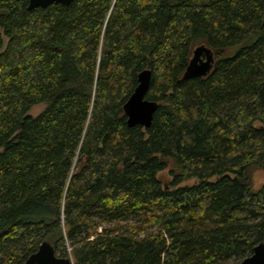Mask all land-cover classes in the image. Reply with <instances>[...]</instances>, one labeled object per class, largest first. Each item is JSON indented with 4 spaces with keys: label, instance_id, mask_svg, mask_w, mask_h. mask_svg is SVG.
Returning <instances> with one entry per match:
<instances>
[{
    "label": "trees",
    "instance_id": "16d2710c",
    "mask_svg": "<svg viewBox=\"0 0 264 264\" xmlns=\"http://www.w3.org/2000/svg\"><path fill=\"white\" fill-rule=\"evenodd\" d=\"M28 1L0 0V264L43 241L69 264L251 254L264 241V0ZM199 47L213 66L187 77ZM144 69L157 107L129 126Z\"/></svg>",
    "mask_w": 264,
    "mask_h": 264
},
{
    "label": "water",
    "instance_id": "95a60500",
    "mask_svg": "<svg viewBox=\"0 0 264 264\" xmlns=\"http://www.w3.org/2000/svg\"><path fill=\"white\" fill-rule=\"evenodd\" d=\"M73 0H29L28 8L46 7L51 3L68 5ZM214 56L212 53L199 47L193 51L190 65L186 72L187 77L201 76L208 73L213 66ZM150 83V71L141 70L137 75V84L124 104L127 124L129 126L140 125L148 127L151 123L153 113L157 107L156 103L145 98ZM70 257L60 256L56 253L54 246L43 241L38 248L32 252L22 264H69ZM236 264H264V241L258 242L252 253L242 258Z\"/></svg>",
    "mask_w": 264,
    "mask_h": 264
},
{
    "label": "rangeland",
    "instance_id": "374dc122",
    "mask_svg": "<svg viewBox=\"0 0 264 264\" xmlns=\"http://www.w3.org/2000/svg\"><path fill=\"white\" fill-rule=\"evenodd\" d=\"M235 47H233L232 49H230V52L229 54L233 53ZM227 54V55H229ZM43 107V104H37V105H34L29 113L31 114H36L37 112H39ZM169 166L168 168L158 172V176L161 178L162 182H168L170 180V175H169ZM255 182H254V185L253 187L254 188H257L260 186L261 182L264 180V172L263 171H257L255 172ZM212 179H214V177H212ZM196 181V178H190V179H187V180H184L182 181L179 185H191L193 184L194 182Z\"/></svg>",
    "mask_w": 264,
    "mask_h": 264
}]
</instances>
